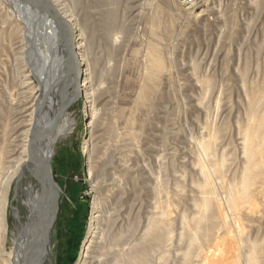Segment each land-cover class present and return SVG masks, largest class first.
<instances>
[{
  "label": "rangeland",
  "instance_id": "rangeland-1",
  "mask_svg": "<svg viewBox=\"0 0 264 264\" xmlns=\"http://www.w3.org/2000/svg\"><path fill=\"white\" fill-rule=\"evenodd\" d=\"M56 3L80 28L88 73L87 83L79 77L63 95L53 122L55 127L66 117L73 126L56 143L50 163L58 187L50 256L53 264H78L95 203L101 211L98 229H105L104 223L110 229L121 205L116 199L126 196L127 171L133 168L154 171L158 200L163 209L165 201H174L176 219L185 204L176 189L183 185L194 192L202 182L201 142L209 141L215 158L225 161L226 196L236 187L245 166L247 126L264 118V0H196L192 6L179 0ZM18 28L0 23V116L16 71L15 54L6 44ZM2 153L0 117V179ZM219 181L213 179L220 197ZM14 187L6 211L9 229L18 221L15 209L22 212ZM263 189L264 180L255 186L256 201L263 200ZM231 253L225 247L222 259Z\"/></svg>",
  "mask_w": 264,
  "mask_h": 264
},
{
  "label": "bare ground",
  "instance_id": "bare-ground-1",
  "mask_svg": "<svg viewBox=\"0 0 264 264\" xmlns=\"http://www.w3.org/2000/svg\"><path fill=\"white\" fill-rule=\"evenodd\" d=\"M0 6L1 28L19 27L6 44L15 54L16 71L8 84L11 89L4 94L6 104L0 116L1 264H53L47 218L53 214L58 191L53 199L55 192L49 194L45 169L51 170L56 143L73 126L64 117L54 127L57 105L79 77L87 79L82 36L72 15L62 12L56 0H0ZM155 57L159 63L160 58ZM246 130L245 166L228 196L223 157L215 158L209 141L200 143L201 184L195 183L194 192H185L183 185L175 192L185 202L181 219L172 214L173 200L165 201L166 209L162 208L154 171L147 167L127 171L129 188L125 197L119 196L120 190L115 193L121 205L110 229L106 223L105 229H98L97 212L101 211L95 203L87 246L78 264H264V189L262 201L254 197L256 184L264 180V118H257ZM257 131L260 137L256 140ZM214 178L220 179L223 196L217 195ZM13 183L22 212L15 209L18 221L9 229L6 211ZM225 247L232 252L228 260L222 259Z\"/></svg>",
  "mask_w": 264,
  "mask_h": 264
},
{
  "label": "water",
  "instance_id": "water-1",
  "mask_svg": "<svg viewBox=\"0 0 264 264\" xmlns=\"http://www.w3.org/2000/svg\"><path fill=\"white\" fill-rule=\"evenodd\" d=\"M51 6V5H50ZM52 7V11H53V13L57 16V12H56V10H55V8L53 7V6H51ZM67 29V28H66ZM71 48H72V52H73V54H74V48H73V45H71ZM72 59H73V62H75L76 61V57H74L73 58V56H72ZM76 85L78 86L79 85V83H76ZM79 95H80V93H79ZM79 95L77 96V97H79ZM77 99V98H76ZM65 105H67V97L64 99V101H63V103H62V109H63V107L64 108H67V106H65ZM45 173H46V176H47V182H48V191H49V194L50 195H53L54 194V192H55V195H53V199H54V196L56 197L57 196V191H58V187H57V185H56V183H55V181L53 180V177H52V175H51V170L50 169H48V168H46L45 169ZM57 198V197H56ZM53 199H52V201H53ZM53 203V208H54V211H53V214L52 215H48V224H47V229H48V235H51V224L53 223V216L55 215V212H56V209H57V201L54 199V201L52 202ZM46 222V221H45Z\"/></svg>",
  "mask_w": 264,
  "mask_h": 264
},
{
  "label": "built area",
  "instance_id": "built-area-1",
  "mask_svg": "<svg viewBox=\"0 0 264 264\" xmlns=\"http://www.w3.org/2000/svg\"><path fill=\"white\" fill-rule=\"evenodd\" d=\"M196 0H179L182 4L190 5L192 6L195 3Z\"/></svg>",
  "mask_w": 264,
  "mask_h": 264
}]
</instances>
